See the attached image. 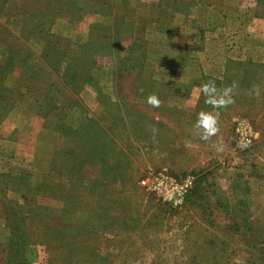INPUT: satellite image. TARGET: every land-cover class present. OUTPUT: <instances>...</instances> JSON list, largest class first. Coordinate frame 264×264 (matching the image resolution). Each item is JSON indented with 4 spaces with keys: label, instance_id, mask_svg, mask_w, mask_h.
Wrapping results in <instances>:
<instances>
[{
    "label": "rangeland",
    "instance_id": "rangeland-1",
    "mask_svg": "<svg viewBox=\"0 0 264 264\" xmlns=\"http://www.w3.org/2000/svg\"><path fill=\"white\" fill-rule=\"evenodd\" d=\"M0 264H264V0H0Z\"/></svg>",
    "mask_w": 264,
    "mask_h": 264
},
{
    "label": "clouds",
    "instance_id": "clouds-1",
    "mask_svg": "<svg viewBox=\"0 0 264 264\" xmlns=\"http://www.w3.org/2000/svg\"><path fill=\"white\" fill-rule=\"evenodd\" d=\"M200 94L204 97V103L210 105L212 111H200L197 113L195 127L200 129V139L208 141L211 137L215 136L219 131V110L226 109L229 105L235 103L234 89L235 82L223 88L218 89L214 80H209L202 83L200 86ZM146 103L152 108H159L161 101L155 94H149L146 97Z\"/></svg>",
    "mask_w": 264,
    "mask_h": 264
},
{
    "label": "built area",
    "instance_id": "built-area-1",
    "mask_svg": "<svg viewBox=\"0 0 264 264\" xmlns=\"http://www.w3.org/2000/svg\"><path fill=\"white\" fill-rule=\"evenodd\" d=\"M141 183L143 184V185H146V182L143 180V181H141ZM184 190L183 191H179V192H176V193H174V194H172V195H170L169 197H167L169 200H171V199H175V198H182V196H183V194H184Z\"/></svg>",
    "mask_w": 264,
    "mask_h": 264
},
{
    "label": "trees",
    "instance_id": "trees-1",
    "mask_svg": "<svg viewBox=\"0 0 264 264\" xmlns=\"http://www.w3.org/2000/svg\"><path fill=\"white\" fill-rule=\"evenodd\" d=\"M17 242V243H16ZM20 242H19V240H16L15 242H13V244H15V250L17 249V252L19 251L18 250V247H16L18 244H19Z\"/></svg>",
    "mask_w": 264,
    "mask_h": 264
}]
</instances>
